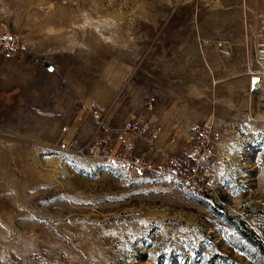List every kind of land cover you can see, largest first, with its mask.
Returning <instances> with one entry per match:
<instances>
[{"label":"rangeland","instance_id":"374dc122","mask_svg":"<svg viewBox=\"0 0 264 264\" xmlns=\"http://www.w3.org/2000/svg\"><path fill=\"white\" fill-rule=\"evenodd\" d=\"M0 34V264H264V0H0ZM91 103L180 156L206 121L233 132L220 206L61 152Z\"/></svg>","mask_w":264,"mask_h":264},{"label":"built area","instance_id":"2783aa9c","mask_svg":"<svg viewBox=\"0 0 264 264\" xmlns=\"http://www.w3.org/2000/svg\"><path fill=\"white\" fill-rule=\"evenodd\" d=\"M18 37L0 34V56L10 58L18 49ZM153 110V103H146ZM95 121L90 139L80 143L75 135L67 137L69 128L63 126L59 150L66 154L95 158L110 168L120 170L127 177H143L152 182H165L180 187L185 192L202 200L208 208H217L221 203V192L225 189L230 168L227 167L229 139L232 133L227 128L218 130L213 122L206 121L194 129L193 143L182 156L169 155L157 160L156 142L163 127L160 123L132 114L118 128L106 124V111L95 104L88 106ZM67 137V138H66Z\"/></svg>","mask_w":264,"mask_h":264},{"label":"crops","instance_id":"0c3cea01","mask_svg":"<svg viewBox=\"0 0 264 264\" xmlns=\"http://www.w3.org/2000/svg\"><path fill=\"white\" fill-rule=\"evenodd\" d=\"M133 112V111H132ZM77 130H79V136L78 137H84L89 133V128L87 126H77V128H72L70 131H72V134L76 136ZM162 138V136H161ZM158 141L156 148L157 152L154 154H157V159L164 160V158L168 155H177L180 154L182 149H179V147H176V143H168L166 142V139H161Z\"/></svg>","mask_w":264,"mask_h":264},{"label":"water","instance_id":"95a60500","mask_svg":"<svg viewBox=\"0 0 264 264\" xmlns=\"http://www.w3.org/2000/svg\"><path fill=\"white\" fill-rule=\"evenodd\" d=\"M45 67H46L48 70H51V69H52V66L49 65L48 63L45 64ZM259 81H260L259 77H257V76L252 77V78H251V87H252V88L257 87L258 84H259Z\"/></svg>","mask_w":264,"mask_h":264},{"label":"trees","instance_id":"16d2710c","mask_svg":"<svg viewBox=\"0 0 264 264\" xmlns=\"http://www.w3.org/2000/svg\"><path fill=\"white\" fill-rule=\"evenodd\" d=\"M250 233L253 234L254 239H255V241L257 242L258 247L260 248L261 252L264 253V245L262 244V242H261L260 238L258 237V235H256V234L253 233V232H250Z\"/></svg>","mask_w":264,"mask_h":264},{"label":"bare ground","instance_id":"6f19581e","mask_svg":"<svg viewBox=\"0 0 264 264\" xmlns=\"http://www.w3.org/2000/svg\"><path fill=\"white\" fill-rule=\"evenodd\" d=\"M259 83H260V81H259ZM259 85V84H258Z\"/></svg>","mask_w":264,"mask_h":264}]
</instances>
